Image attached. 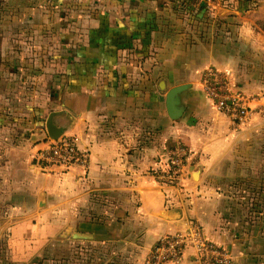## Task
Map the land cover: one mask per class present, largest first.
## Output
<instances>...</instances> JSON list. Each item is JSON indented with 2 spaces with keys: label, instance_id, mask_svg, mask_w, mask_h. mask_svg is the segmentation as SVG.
I'll return each instance as SVG.
<instances>
[{
  "label": "crops",
  "instance_id": "obj_1",
  "mask_svg": "<svg viewBox=\"0 0 264 264\" xmlns=\"http://www.w3.org/2000/svg\"><path fill=\"white\" fill-rule=\"evenodd\" d=\"M246 1L233 14L243 24L241 31L256 30L248 32L245 39L257 55L233 48L235 35L209 33L206 18L189 27L192 22L183 20L186 7L179 4L177 10L175 0H99L86 7L91 17L83 15L87 13L84 7L62 2L61 8L74 9L66 22L90 26L86 34L71 40L77 50L70 56L69 67L81 83L64 89L55 74V81L44 80L35 94L22 98L10 91L11 109L14 103L24 106L29 115L7 117L12 119L11 128L3 131L8 137L0 134V148L6 144L9 152L8 169L23 170L21 180L7 177L2 195L14 203L16 191L22 196L23 206L15 211L23 220L13 228L12 241L24 249L25 258H31L56 234H80L99 241L74 243L112 245L111 254L117 250L115 257L119 258L112 264H145L158 240L186 231L187 222L197 220L205 238L229 252L230 264H264V160L259 161L264 146L259 116L264 99L253 100L252 122L240 133L216 110L200 84L202 72L216 67L228 72L250 96L263 88L264 31L257 21L244 23L239 16L257 15L264 23V5L259 0L255 8L247 10ZM139 9L144 10L145 18H156L147 21L150 34L131 40L130 25L138 24L141 17L122 15V11ZM157 9L161 11L157 13ZM121 19L129 36L119 40L118 55H114L99 30L114 25L115 33L109 37L122 33ZM257 40L262 44L259 50ZM84 41L82 46L75 45ZM49 85L55 94H48ZM185 85L191 89L176 97V104L185 107L184 114L172 120L167 95ZM50 119L62 130L63 138H76L79 148L89 152L87 172L35 162L50 143ZM248 138L252 144L246 145ZM177 143L187 148L195 159L192 167L199 171L195 180L190 167L183 189L164 186L153 175L165 166ZM244 149L251 154L249 167L253 169L249 173L255 174V179L226 178L221 169L238 163ZM236 184L248 187L251 203L241 205L229 196V186ZM178 264H194L193 252L188 250Z\"/></svg>",
  "mask_w": 264,
  "mask_h": 264
},
{
  "label": "rangeland",
  "instance_id": "obj_2",
  "mask_svg": "<svg viewBox=\"0 0 264 264\" xmlns=\"http://www.w3.org/2000/svg\"><path fill=\"white\" fill-rule=\"evenodd\" d=\"M97 1L99 0H0V120H2L0 121V131H2L0 134L3 137H8L3 131L11 128L10 123L15 114L29 115L27 107L14 103V110L11 109L12 106L8 101L12 98L10 91H14V95L22 96L23 98L25 94H35L38 92L39 88L43 87L44 80L54 82L55 74L60 77L62 72L67 71L69 75H74L71 67H69L71 62L70 56L74 54L77 48L71 46V40L72 38L75 40L81 34H86L90 26L87 23L74 24L66 22L67 16L71 15L74 9L69 7L61 8L62 2L68 6H82L86 10L88 4H93ZM175 1L177 10L181 8L179 4L186 7L185 12H183V20L192 22L191 25H188L189 27L199 18H206L210 25L208 28L209 33L211 32L216 36L235 35V39L232 41L233 48L250 55H257V51H253L256 49L249 47L251 42L245 39V35L248 32H255L256 30L244 29L241 31L243 24L239 23L235 19L236 15L233 14L237 6H242L246 0H200L198 3L194 0ZM260 2L264 5V0ZM160 11L156 10L157 13ZM86 12L83 15L91 17V14L87 10ZM125 13L133 17H141L138 24L133 23L130 25L133 28L131 40H138L142 36L147 35L148 32L150 34V29L147 28V21H153L156 17L151 19L145 18L143 9L127 10V12L123 10L122 15ZM239 18L244 23L248 21L263 23L262 20L256 19L257 15H248L247 17L245 14H241ZM57 19L59 20L57 21ZM121 22L122 33L118 32L115 36L111 34L112 37H109V33H115L116 27L114 25L110 29L102 26L99 30L104 32L105 45L112 51L111 54L114 55H118L119 40L125 35L129 36V32L123 26L122 19ZM114 23L118 24V19ZM92 31L96 32L97 30L92 29ZM240 31L241 33H239ZM84 43L85 41L76 42L75 45L82 46ZM256 43L258 44L257 50L261 49V41L257 40ZM62 50H64V53ZM56 59H58V62ZM67 64L69 71L71 70L70 72L67 70ZM2 70L3 75L1 77ZM77 81L79 85V82L81 83L80 77L73 76L70 89L75 88L74 86L77 85ZM51 93L55 94V91L49 85L48 94ZM252 97L253 100L264 99V85L259 93ZM261 108L262 113L259 116L262 123L260 128L264 129V106ZM256 111H259L258 108ZM7 117L12 119L8 121ZM248 126L240 128L232 124L233 129L240 133H243ZM248 140L246 145L252 144V138H248ZM243 142H241V145H244ZM5 145H2L0 148V264L116 263L119 259L115 257L118 251L115 250L114 255H112L111 248L113 246L109 245V243L77 244L74 242L79 241L72 240V236L66 235L64 237L60 236V234L51 237L52 240L50 241L47 240L43 248L37 250L31 258L27 259L24 257V249L13 245L12 241L14 238L13 228L23 220V215L21 213L18 215L15 211L17 207L23 206V202L21 201L22 196L16 191V201L14 203L8 202L6 195H2V191L6 189L8 182L6 180L7 177L9 180H21L23 178V170L15 169L11 172L8 169L6 159L9 160L10 157L8 148ZM259 153V161L261 158L264 160V146L260 148ZM250 156L251 154L247 152V149H244L240 153V161L224 170L221 169L222 175L230 178V180H237V176L246 178L245 180H249V177H251L254 180L256 175L249 173L253 169L251 166L249 167ZM31 163L35 165L32 159ZM238 164L241 165L240 170L237 168ZM196 169L198 170V168ZM5 191L8 192V190ZM247 191H249L248 187L239 184L231 185L228 188L229 196L241 205H248L252 202L251 200L248 202L249 193ZM20 243H23V241L21 240Z\"/></svg>",
  "mask_w": 264,
  "mask_h": 264
},
{
  "label": "built area",
  "instance_id": "obj_3",
  "mask_svg": "<svg viewBox=\"0 0 264 264\" xmlns=\"http://www.w3.org/2000/svg\"><path fill=\"white\" fill-rule=\"evenodd\" d=\"M200 84L205 95L214 103L216 110L240 128L250 125L254 115L253 97L237 87L226 72L209 67L202 72ZM39 165L52 167H78L87 172L90 169V154L78 146L74 137L50 141L35 157ZM195 165L189 151L177 143L168 153V162L154 172V177L164 186L183 189L182 181ZM187 230L168 234L158 240L145 260V264H178L185 253L191 250L194 264H230L229 252L216 243L207 240L203 226L197 220L187 222Z\"/></svg>",
  "mask_w": 264,
  "mask_h": 264
},
{
  "label": "water",
  "instance_id": "obj_4",
  "mask_svg": "<svg viewBox=\"0 0 264 264\" xmlns=\"http://www.w3.org/2000/svg\"><path fill=\"white\" fill-rule=\"evenodd\" d=\"M189 89H191L190 85L177 87L173 89L171 92H169V94L167 95V110L169 117L172 120L178 119L184 114L185 107L182 104L181 105L176 104V97L179 98L180 94H182L183 92H188ZM47 131L50 141L59 142L63 138L62 130L53 126L51 119L47 122ZM190 173L192 174V177L195 180H198L199 173L195 167H192L190 169ZM43 203L44 202H42V205ZM71 239L75 241H86V242L99 241V239H97L95 236L80 235V234H73Z\"/></svg>",
  "mask_w": 264,
  "mask_h": 264
},
{
  "label": "trees",
  "instance_id": "obj_5",
  "mask_svg": "<svg viewBox=\"0 0 264 264\" xmlns=\"http://www.w3.org/2000/svg\"><path fill=\"white\" fill-rule=\"evenodd\" d=\"M196 3H198V0H194ZM258 1L259 0H247L246 2H247V10H251V9H253V8H255L256 7V5H258ZM255 5H254V4ZM259 26H260V28L264 31V23H262V22H260L259 23ZM223 71V70H222ZM225 72V71H224ZM227 74H229L228 72H226ZM229 76H230V74H229ZM70 77H71V79H72V75H69V74H67L66 72L65 73H63V74H61V76H60V78H61V84H62V86L64 87V89L66 88V87H70V85H71V79H70ZM231 77V76H230ZM70 79V80H69ZM232 80V79H231ZM232 82H233V80H232ZM234 83V82H233ZM235 84V83H234ZM236 85V84H235ZM237 86V85H236ZM238 87V86H237ZM185 147V146H184ZM186 148V147H185Z\"/></svg>",
  "mask_w": 264,
  "mask_h": 264
}]
</instances>
